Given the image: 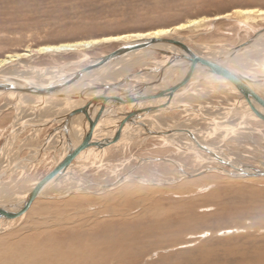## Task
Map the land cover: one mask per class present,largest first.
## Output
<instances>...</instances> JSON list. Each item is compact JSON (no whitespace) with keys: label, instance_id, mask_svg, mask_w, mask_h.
I'll list each match as a JSON object with an SVG mask.
<instances>
[{"label":"rangeland","instance_id":"374dc122","mask_svg":"<svg viewBox=\"0 0 264 264\" xmlns=\"http://www.w3.org/2000/svg\"><path fill=\"white\" fill-rule=\"evenodd\" d=\"M237 9L264 10V0H0V59L7 54L25 52L27 48L36 49L48 44L170 28L193 19L230 14ZM263 32L264 16L238 17L233 14L225 19L188 29L179 37L197 51L206 54L216 51L224 55L233 51L235 46L238 47ZM263 41L256 49L245 50L246 53L239 55L240 58L238 56L236 62L239 64L242 60L239 64L243 65L242 67L249 64L252 69H258L264 74ZM119 46L120 44L115 43L103 44L88 50L87 54L100 56L114 51ZM81 59L83 56L77 53L41 55L30 60L29 66L35 69H56L60 66L59 68L68 73L87 64H76ZM70 62L75 64L67 66ZM46 79L35 81L38 84L51 81ZM211 81L215 80L203 82L204 87L195 93L207 92L206 87L214 89L203 96H207L206 104L210 103L207 107L218 111L216 115H212L217 118L218 128L216 129L213 118H202L201 121L197 117L188 127L195 126L198 132H215L216 134L208 133L209 137L204 139L207 143L213 141L219 150L224 149L223 155L232 157L245 166L264 168V131H256V125L264 126V121L256 115L262 124L254 119L253 122L246 120V115L240 118V107L234 103L236 97L227 93L217 95V89L212 87L214 85ZM5 95H0V207L13 209L35 183L54 168L67 151L61 144L64 135L58 131L53 136L60 134V141L56 137L55 140L59 142H53L54 139L51 138L47 148L40 152V147L46 139L52 136L56 128H61L58 125L63 120V115H57L59 119H56V116H51L53 112L50 109L49 114H41L37 110L40 106L35 107L40 102H33L36 104V110L34 107L16 110L10 106L17 100H11L10 97L7 99ZM214 101L216 104L213 105ZM55 102L56 105L62 104L58 99H55ZM177 111L179 110L168 111L165 121L175 118L173 113ZM48 115L50 117H46ZM25 116L33 120L32 124L25 122ZM244 118L246 125L243 123ZM182 120L185 123L186 119ZM13 121L22 123L14 131L11 126ZM175 121L173 119V122ZM3 129L5 131H2ZM234 130H238V134L242 132L248 135L254 131L256 133L252 137H240ZM10 133L18 140L13 139ZM37 135L40 136L37 138ZM95 135L94 132V141L97 140ZM106 135H102V138ZM145 135L146 133L140 131L132 139L121 138V143L118 139L116 144H113L117 147L111 146L108 152L106 150L101 155L92 153L88 159L82 158L81 154L73 162L68 177L45 189L35 200L31 210L13 222L0 221V259L12 262L13 252L18 250L19 246L21 251L24 250L29 237L38 229L52 236L47 245L41 246V251L50 248L52 244L61 249L73 244L94 246V243H106L113 246L112 252L99 256L100 262H105L111 257H120L117 264H264V178L234 177L235 175L225 172L227 167L226 170H208L205 167L209 165L207 161L200 160L193 152L179 150V144L172 145L163 139H150ZM31 136L33 140H29ZM7 137L11 141H8L10 147L5 155L4 139ZM77 137H81V134H77ZM259 138L262 140L259 141ZM43 153L45 157L40 158ZM31 156L34 162H15L17 157L23 159ZM10 157L17 159L13 161ZM171 159L180 164L185 172L196 174L189 177L180 174ZM213 167L223 166L214 163ZM198 170L203 172L197 173ZM8 172L10 176L6 175ZM130 174L135 177L122 180ZM49 191H53V194L48 193ZM109 212H112L114 217L110 216ZM110 221L113 222L106 224ZM108 225L111 227L108 228ZM29 250L31 251V248ZM3 254L5 256H2Z\"/></svg>","mask_w":264,"mask_h":264},{"label":"bare ground","instance_id":"6f19581e","mask_svg":"<svg viewBox=\"0 0 264 264\" xmlns=\"http://www.w3.org/2000/svg\"><path fill=\"white\" fill-rule=\"evenodd\" d=\"M233 14H235L238 17L251 16V15L264 16V10H257V9L256 10L255 9H237V10H234V12L233 13H230V14H226V15H222V16L221 15L220 16H215V17H212V18L203 17V18L193 19V20L186 21L185 23H181V24H179L177 26L170 27V28H159V29H156V30H150V31H146V32H131V33H126V34L107 36V37L98 38V39L92 38V39H87V40H82V41H75V42H67V43H59V44H48V45H44V46L38 47L36 49L27 48L25 52L14 53V54H7L3 59H0V79L1 78H5L8 81L9 78H16V79H20V80H23V81L28 82V83H33V84H37V85L43 86V85H46L47 83H51L52 81L56 80L57 78H59L62 75L67 74V72L64 71L63 69L59 68L60 66L56 67V69H54V68H52V69L51 68L50 69H35V68H32L31 66H29V61L32 60L33 58L38 57V56H41V55L55 56V55H62V54H67V53H77L78 55L83 56V59L79 60L76 64H79V63L82 64V62H87V64L84 65V67H85V66L89 65L90 62L92 63V62L95 61L94 59L92 60V58H95L96 59L98 57L100 58V57L106 55V54H104V55H100V56H90L89 54H87L88 50H92L96 46H100V45H103V44H112V43L120 44V46H122L123 44H126V43L137 42V41H141V40H144V39H151V38H168V39H174V40H177L178 42H181V43L187 45L185 42L182 41V38L179 37V36H181L180 34L182 32L187 31L188 29L201 27V26L205 25L206 23H209V22H212V21H217V20H222V19L228 18V17L232 16ZM181 26H183V27H181ZM147 33H161V34L160 35L147 36L146 35ZM112 37H125V38L124 39H111ZM262 38H264V32L261 33V34L256 35L253 39H250V40H252V44H250L249 47L248 46L241 47V45H243V44H241L238 47L235 46L234 48H232L233 51H229V52H227L224 55L221 54V52L219 54V52H216V51L215 52H207L208 54H206L205 52L197 51L194 48L189 47L188 45H187V47L189 49H191L192 52H194L195 54H198L199 56H201L204 59H207V60H210V61H214V62H216V63H218L220 65H223V66H225V67L233 70L235 73L242 74L245 77L253 78L254 79L253 82H255V80H256V82L257 81H262L261 83L258 82V84H255V85L253 84V87H254L255 91L258 94L261 93V94L264 95V80H261V78L264 79L263 72L259 71L258 69H252V66L250 65L251 66L250 67L249 64H245V66H244L245 68L242 67L243 65H239L242 60L239 62V64L236 62V60H237V58H238L239 55H242L243 56V54L246 53L245 50L248 51L249 48L250 49L251 48L256 49L260 44H262V40H264ZM93 41H96L97 43H92ZM245 48H247V49H245ZM41 49H44L45 51H41ZM156 49H158V50H166V51H169V52H178L175 48H173L172 46H169V45H160V46H157ZM143 52H149V53L148 54H145ZM154 54H155L154 52H150V51H138V53H134L133 55H130L128 57H125V58L120 59L118 61H115L113 63H109L108 65L103 66L102 68L96 70L92 74L86 76L83 79L84 81L79 82L76 85H72V86L68 87L65 91H63L61 93V94H64V98L63 99H59V98L54 97V96L53 97H45L44 98V97H39V96H28V95H24V94L17 95L14 92L0 93V95L6 94L7 95V99L10 97L11 100H13V99L17 100L18 103L17 102L16 103H13L10 106V107L13 106V108L16 109V110L17 109H20L21 110V109H23V107L33 108L38 102H40L39 105H36L35 107L40 106L39 108L37 107V110L41 114L48 113V110L50 109L51 112L54 113V114L52 113L51 116H55L57 114L59 116L61 114L63 116H65V115L69 114L70 112H72L73 110H75L77 108H81L83 105H85L86 101H88V100L90 101V100H92V98L99 97L100 95H103L104 92L102 90H100V91L93 90L94 86H96V85H115V84L122 83L123 86H122L121 89L124 92L130 91L133 86H139L140 87V91H143V93H146V92L147 93H149V92H152L153 93L154 91L155 92H158L159 90H165L167 88H171L176 83H178L180 81V79L183 77V75H184L183 67H184V64L185 63H180V61H179V62L175 63L171 68L165 70V72L163 73L162 77L160 78L161 79L160 80V84H158V86L161 85V89L155 90V88L158 87V86L154 87V85H152L151 87L146 88V89L143 88V86H145L146 84H149L150 82L156 80L157 78H155L154 80L153 79H150V77H151L150 75H153V74H145V75L143 74V75H141L142 74V71H146L150 67H152L150 69L151 71L159 70L160 68L165 67L167 65V63H169V61L171 59L169 56H161V57H159L158 55H154ZM230 56H232V57L230 58ZM239 58H240V56H239ZM244 62H246V61H244ZM74 64L72 62H70V63H68L67 66L74 65ZM134 68H136L137 70L134 69ZM253 68H255V66H253ZM76 70H79V69H76ZM73 71H75V70H73ZM73 71H70V72H73ZM154 74H158V72L157 73H154ZM157 77H158V75H157ZM42 78H44V79L47 78L46 79L47 81H50V80L51 81L50 82H47V83H44V84H38L37 82L38 81H41L40 79H42ZM125 78H126V81H123V79H125ZM35 80H37V82ZM86 80H87L88 83L85 82ZM210 80H215V81H211L210 83L214 85L212 87H214V88L217 89V91H215L216 94L217 93H227V94H232V95H234L236 97V98H234V99H236L234 103H236L240 107V109H239L241 111L240 112V116H241L240 118H243L246 115L247 116L246 117V120H250L251 122H253V119H254L255 122H260L257 119V117H255V114L252 112L249 104L243 99L242 94L235 87H233L224 78L214 76L213 74H211V73L207 72L206 70H204L202 67H198V69H195L193 71L192 76H191V79L188 81L189 83H187L179 91H177V93H175L173 95V98L170 100V103L167 106V108L161 109V110H158V111H155V112L150 113V114H143V115H141V116H144V119L140 120L139 122H141L142 124H144L146 126L147 130L149 131L148 134L146 133L147 131H146L145 128H142L141 126H133V127H131L132 125H130L129 123H126L125 126L122 129V133H121L120 139L121 138H122V140H123V138L124 139L125 138H131L132 139L133 137H135V135L137 133H139L140 131H143L144 133H146L147 136L150 137V139H155V138L156 139H163V140H165V142H167L169 144H172V145L173 144L174 145L175 144H179V147H180L179 150H182V151L187 152V153H189V152L195 153V155L198 156V158L200 160L207 161V163H209V165L207 164V166H205L206 168H208V170L209 169L219 170V168H222V169H225L226 170V167H227V171H225V172H228L227 174H230L232 176L235 175L234 177H236V176H242V177H249V178L254 177L253 175L257 171L264 172V168L261 169V167H256V166L254 167V166H249V165H246L245 166L244 164L239 163L240 161L238 162L236 159H232L231 156H229L231 158H228V156L223 155L224 153L222 154V152H223L224 149L222 151L219 150V147L218 146H216V145L214 146V144L212 143L213 141L211 143H207L204 138L207 137V136L209 137V134L208 133H211V134L215 133V132L212 133L211 131H209L207 133L206 130L209 129V128L205 129L206 133L208 134V135H206V133L204 131L198 132V129H196L195 126L188 127L189 126V123L195 121L194 119H196V117L199 118V119H201V121H202V118H206V119H209V120H211V118H213V122H214L215 127L219 124L218 121H216L217 118L215 119V117L212 116L214 114L216 115L218 113V111L215 110L216 111V113H215V111H213V109L207 107L208 104L210 105V103L206 104L205 101H207V100L205 98H207V96H203V94H209L211 91H214V89H208L206 87L205 90H207V92H199L198 94L195 93L198 90L201 91L200 88L201 87H204V86H202L203 82L210 81ZM222 82H223V84L225 83V85H223ZM127 86H130V88H128ZM205 86H207V85H205ZM124 87H127L128 89H124ZM85 90H87V91L88 90H91V91H88V93L84 95L85 98H80L81 95H82L81 92L82 91H85ZM120 94L121 93L119 91H114V90H108L107 93H106L107 96H117V95H120ZM14 96H16V97H14ZM213 96L215 97V95H213ZM39 99H41L42 101H39ZM55 99L60 100L62 102V104L56 105L57 103L55 102ZM167 100H168L167 98H163V97L157 99V101H156V99L148 100L147 103H146V105H143V109H128V110H130V112H124V109H123V108L128 107L129 105L114 106V108L107 107V109H105V112L103 114V117L100 119V121L97 124V126L95 128V131H94L96 133V135H95V137L97 138L96 141H100V140L105 139V138H112V137H114L115 134L120 129V123L123 121L124 117H126L125 116L126 114H128V113L129 114H134L135 112L140 111V110H144L145 108L162 106V105H164V104L167 103ZM52 101H54V102H52ZM33 102L36 103V104H34ZM77 102H79V103H77ZM150 102H153V103L152 104H149ZM211 102H212V100H211ZM143 103H145V102H143ZM68 104H70V107L69 108L66 106ZM75 104H76V106H75ZM214 104H216V102L213 103V105ZM225 104H226V102H225ZM136 105H139V104L138 103H134L133 108H136L137 107ZM108 106H112V105H108ZM180 107H183V109L173 113L176 116L175 118L172 117L171 119H167L165 121V119L167 118L166 117L167 116L166 113L168 111H173L176 108H180ZM223 107H225V106H223ZM243 107H244V109H243ZM8 108H6V109L8 110ZM100 108H101L100 105H97V106L94 105V106H92L91 109H90L91 115L92 116H95L98 113V111L100 110ZM256 108L261 113H264V109L262 107H260L259 105H257ZM35 110H36V108H35ZM58 111H60V112H58ZM190 113H192V114H190ZM15 114H17V113H15ZM19 115H21V114H19ZM59 116H56V119ZM201 116H203V117H201ZM27 117L28 116H25V118H26L25 119L26 120L25 122H27V123L30 122L31 123L33 120L30 119V117H28V118ZM46 117H50V116L48 115ZM140 118H142V117H139V119ZM184 118L186 119L185 120V123L182 120ZM45 119L48 120L49 118H45ZM173 119H175L176 121L173 122ZM179 119H181V120H179ZM14 121H15V119H14ZM14 121H13V125H12L14 127V128L12 127L13 128L12 129L13 131H14V129L16 130V127L18 128L22 124V123H15ZM20 121H23V120H20ZM170 121L172 123H169ZM44 122H43V124H44ZM243 123H244V125H246L245 118H244ZM260 123L262 124V122H260ZM43 124H42V126H43ZM75 124L77 126L74 128V125ZM109 125H112L113 127H110L111 129L108 131V126ZM220 126L221 125H219V127ZM256 127H257L256 128V131L257 130L264 131V126H261V125L258 126V125H256ZM82 128L86 129V132L88 131V122L86 121L84 115H80V116H77V117H74V118L71 119V121L69 123V130L70 131L71 130H74V133H75V131H76V133H78V132H81L82 131L81 130ZM112 128H114V129H112ZM217 128L218 127H216V129ZM61 129H62V127H61ZM243 129L245 131L246 128H243ZM249 129H250V127H249ZM23 130L26 131L27 129H23ZM239 131H243V130H239ZM246 131H247V129H246ZM109 132H112V133L109 134ZM237 132H238V130H237ZM17 133L18 132H16V134ZM37 133H39V132L37 131ZM221 133H223V132H221ZM254 133H256V132L254 131V132L249 133L247 135V134H242V132H241L239 134L237 133V135L240 136V137L241 136L242 137L243 136L252 137L254 135ZM105 134H107L105 136V138H102V135H105ZM229 134L231 135V133H229ZM30 135H32V134H30ZM59 135L60 134H58V136H57V134H56V137H57L58 140H59L58 137H61ZM84 135H85V131H84L83 136ZM11 136L13 137V139H17V138H15V136H13V134ZM39 136L37 135V138ZM222 136H224V135H222ZM232 136H236V135H232ZM34 137H36V136H34ZM49 137L50 138H47L46 139V141H48V142L51 141V138L54 139L53 142H59L60 141V140L59 141L55 140L56 137H54L53 135L52 136L50 135ZM8 138L9 137H7V138L4 139V148H5L4 154L5 155H6L7 151H9L7 149L10 147L9 146L10 144H9L8 141H11V140H9ZM237 138L239 140V137H237ZM120 139H119V142L121 143ZM241 139H244V138H241ZM29 140H33L32 139V136H31V139L29 138ZM34 140H35V138H34ZM70 140H71L73 146H75V147L81 142V141L79 142L78 139L77 140L75 138L72 139L71 134H70ZM180 140H181V142L183 144H181ZM245 140H247V139H245ZM261 140L262 139H260L259 141H261ZM62 142H63L62 145H64L66 147L65 149H67L65 136H64V140H62ZM222 143H220V144L223 145ZM238 143H240V142L238 141ZM44 144L40 147L41 148L40 152L42 150H45L47 148V146H46L47 144L46 145H44ZM53 145L55 146L54 143H53ZM32 146H35V145H32ZM54 146H52V147H54ZM111 146H116L117 147V145H110V146L106 147L102 152L104 153V152H106V150L108 152V149ZM12 147H13V145H12ZM31 147H29V149ZM31 149L33 150V148H31ZM55 149H56V147H55ZM61 149H63V148H61ZM92 150L93 149H91V152L90 153L97 152L96 150L95 151H92ZM257 151L259 152V150H257ZM19 152H21V151L19 150ZM46 152H47V150H46ZM258 152H256V153H258ZM85 153H83L82 155H84ZM181 154H182V152H181ZM260 154L262 155V152ZM37 155L39 157V153ZM37 155H35V156H37ZM17 156H19V155H17ZM32 156L31 157H26V158H23V159H19V157H17L18 158L17 161H15V159H17V158H15V159H13L11 157L10 158L13 161H15V162L24 161V163H27L28 161H33L34 162V159H33ZM65 156H66V153H63V155L61 156V158L63 159ZM262 156L264 157V155H262ZM13 157H16V156H13ZM43 157H45L44 156V153H43V155L40 156V158H43ZM259 157H261V156H259ZM61 160L59 159L57 161V163H59ZM149 160H152V159H149ZM149 160L147 162H149ZM85 161H86V159H85ZM171 161L173 162V164H175L177 166L176 169H177V171L180 174H183V175H185L187 177L191 176V174H196V173H187V172H185L180 164H178L177 162L173 161L172 159H171ZM221 161H223L224 164H222ZM8 162H11V161H8ZM90 162H91V160H90ZM191 163H193V161ZM214 163L215 164H218L219 163V165L223 166L224 168L223 167H218V168L216 167L215 168V167H213ZM5 165H7V164H5ZM203 165H204V163H203ZM10 166H11V164H10ZM199 168H202V167H199ZM71 169H72V165L67 170V173L65 175H63L60 178L59 181H61L62 179L68 177V174L71 173ZM239 170L242 171V172H244L245 175H241V173L239 172ZM2 171H5V170H2ZM200 172H203V170L202 171L201 170H198L197 171V173H200ZM8 174H9V172L6 175H8ZM28 175H26V176L28 177ZM8 176H10V175H8ZM185 176H183V177H185ZM134 177H135V175L130 174L129 176H125V178H123L122 180L123 181H126V180H130V178H134ZM140 178H143V177H140ZM261 178H264V177H261ZM122 180H121V182H123ZM59 181H57L56 183H54V185H56L57 183H60ZM121 182H118V183H121ZM36 184L37 183H35V185ZM117 185H119V184H117ZM34 186L32 187V189L34 188ZM107 189H109V188H107ZM51 192L53 194V191H49L48 193H51ZM25 197H24V199H22V201H20L19 204H22V202L25 200ZM34 202H33V204H34ZM32 205L29 207V210H31L30 208L32 207ZM5 209L7 210V208H5ZM108 214L110 216L113 215L112 212H109ZM140 216H142V215H140ZM140 216H138V217H140ZM112 217H114V216H112ZM110 219H112V218H110ZM132 219H134V218H132ZM0 221H2V220H0ZM167 221L168 220H166V222ZM4 222H5V220H4ZM11 222H13V220H11ZM112 222L113 221H110L109 223H106V224H110ZM110 227L111 226L108 225V228H110ZM35 230H36V232L34 233V235L30 236L29 237L30 240L27 241V244H26L27 247H25V249L21 251L20 246H19V249L16 250V251H14L13 252V255H11V256H13V261H15L14 263H12L13 261L12 262H8V261H4V259H0V264H45V262H46V264H117L119 262L118 259L120 260V257L115 258V259L113 257H111V259H109V260H107L105 262H100L99 261V259H101L100 258L101 257L100 255H102L103 253L104 254H109L110 252L113 251V246L107 245L106 243H96V244L94 243V246H85L84 244H73V245H71L72 247L70 246V247H65V248H62V249L60 247H57V246H55V245L52 244L50 246V248H47L46 250L41 251L40 250L41 246L47 245V242L50 240L49 238H51L52 236H51V234L50 235L47 234V232H40V231H38V229H35ZM14 236H16V234H14ZM94 237H96V236H94ZM177 237H178V235H177ZM254 238H256V237H254ZM77 239H78V237H77ZM251 240H252V237H251ZM84 242H82V243H84ZM15 243H16V241H15ZM91 243H92V241H91ZM23 245H22V247H24ZM29 248H31V251L29 250ZM131 253H133V252H131ZM14 255H16V256H14ZM2 256H5V255L3 254ZM17 256H19V257H17ZM245 256H247V255H245ZM211 257H213V256L211 255ZM262 257H263V255H262ZM260 259H258V260L260 261ZM25 260H28V262H25ZM260 262H262V261H260Z\"/></svg>","mask_w":264,"mask_h":264},{"label":"water","instance_id":"95a60500","mask_svg":"<svg viewBox=\"0 0 264 264\" xmlns=\"http://www.w3.org/2000/svg\"><path fill=\"white\" fill-rule=\"evenodd\" d=\"M260 34V33H259ZM258 35V34H257ZM252 44V40L247 41L241 47L249 46ZM160 45H169L175 48L178 52H169L166 50H158L156 49L157 46ZM138 51H150L154 52V55H161V56H169L171 59L169 63L163 68H160L156 71H151L149 68L146 71H142L141 75L145 74H154L158 72V77L156 80L150 82L149 84H146L143 86V88H149L152 85L154 87L158 86L160 84V78L162 77L163 73L166 69L171 68L175 63H185L183 70L184 75L180 79L178 83H176L171 88H167L165 90H159L158 92H149V93H143V91H140L139 86H134L131 88L130 91L124 92L121 88L123 86L122 83L115 84V85H96L94 86L93 90H102L104 92L103 95H100L99 97L92 98V100L86 101L85 105H83L81 108H77L70 112L69 114L63 116L62 122V129L56 128L52 135L57 133L58 131H61L65 138H66V146H67V152L66 156L62 159L60 158V162L56 163L54 168L45 175L37 184L34 186V188L26 195L25 200L22 202V204L17 205V207L8 208L7 210L5 208L0 207V220L5 221H11L16 220L19 217L23 216L28 210L29 207L33 204V202L38 199L44 190L51 184L56 183L60 180V178L67 173V170L71 167H73V162L81 156V154L85 153L82 158H87L92 153H95V155L103 154V150L113 144H116L117 140L120 139L122 129L125 126L126 123H129L133 126H141L142 128L146 129V133L148 134L149 131L147 130L146 126L139 122L141 119H144V116H141L143 114H150L155 111L165 109L170 103V100L173 98V95L177 93L183 86H185L188 81L191 79L192 73L195 69H198V67H202L207 72L213 74L214 76L224 78L227 80L233 87H235L243 96V99L249 104L252 112L262 121H264V113H261L257 110L256 106L259 105L264 109V95L258 94L253 84L261 83L262 81H257L253 78H248L243 76L240 73H235L233 70L220 65L214 61H210L207 59L202 58L198 54H195L187 47V45L178 42L174 39H168V38H151V39H144L137 42H131L123 44L122 46L118 47L114 51L98 58H92L94 59V62H90L89 65L79 69L75 70L73 72H69L67 74H64L57 78L56 80L52 81L51 83H47L46 85H37L33 83H28L20 79L16 78H9L7 81L5 78L0 79V93H8V92H14L17 95L24 94L28 96H39V97H57L59 99L64 98V94H61L63 91H65L68 87L72 85H76L79 82L84 81L83 79L95 72L96 70L102 68L103 66L108 65L109 63H113L115 61H118L120 59H123L125 57H128L130 55H133L134 53H138ZM145 54H148L149 52H143ZM232 56H230L231 58ZM229 59V58H228ZM261 80H264L261 78ZM123 81H126V78L123 79ZM86 83L87 80L85 81ZM125 84V83H124ZM141 86V85H140ZM139 89L138 92H136ZM108 90H114L119 91L121 94L117 96H107L106 93ZM91 91V90H88ZM87 90L82 91V95L80 98H85V94L88 93ZM167 98V103L162 106L157 107H150L145 108L144 110H140L135 112L134 114H126L123 119V121L120 123V129L112 138H105L100 141H94V131L99 123L100 119L103 117V114L105 112V109L107 107L114 108V106H124V105H130L134 103H143L147 102L148 100L153 99H159V98ZM75 99V98H74ZM100 105L101 109L100 111L95 115H91V107L92 106ZM112 105V106H108ZM183 107L176 108L175 110H182ZM84 115L86 121L88 122V131H85V135L81 138V142L75 147L73 146L71 140H70V130H69V123L72 118ZM139 117H142L139 119ZM12 133V132H11ZM10 133V134H11ZM9 134V135H10ZM48 141L45 142L44 145H48ZM46 145V146H47ZM45 146V147H46ZM44 147V148H45ZM97 150V152H91ZM222 164H224L223 161H221ZM241 175H245L244 172L240 171ZM202 174V173H201ZM254 177H264V172L257 171L254 175ZM9 209V210H8Z\"/></svg>","mask_w":264,"mask_h":264},{"label":"crops","instance_id":"0c3cea01","mask_svg":"<svg viewBox=\"0 0 264 264\" xmlns=\"http://www.w3.org/2000/svg\"><path fill=\"white\" fill-rule=\"evenodd\" d=\"M152 68V67H151ZM151 77H150V79H155V78H157V74H153V75H150ZM155 76V77H154ZM128 88H130V86H127ZM127 87H124V89H128ZM132 87V86H131ZM134 87V86H133ZM159 89H161V85L160 86H158V87H156L155 88V90H159ZM139 91V89L136 91V92H138ZM155 92V91H154ZM147 93V92H146ZM156 101H157V99H156ZM155 101V102H156ZM146 103L147 102H145V103H141V104H139V105H136L137 107L136 108H133V105L134 104H130L128 107H126V108H123L124 109V112H130V110H128V109H143V105H146ZM153 102H150L149 104H152ZM68 108L70 107V104H68V105H66ZM101 109V108H100ZM61 111V110H60ZM59 111V112H60ZM63 111V110H62ZM100 111V110H99ZM98 111V112H99ZM58 115V114H57ZM57 115H55V116H57ZM62 115V114H61ZM65 115V114H64ZM142 120V119H141ZM62 121V120H61ZM60 121V122H61ZM115 121V120H114ZM63 122V121H62ZM62 122L58 125V126H62L61 124H62ZM28 123H30V122H28ZM11 124V123H10ZM8 126V125H7ZM11 126H12V124H11ZM77 125L75 124L74 125V128L76 127ZM110 127H113L112 125H109L108 126V131L111 129ZM112 129H114V128H112ZM82 131L81 132H78V133H76V131H75V133H74V130H71L70 132H71V137H72V139H78L79 140V142L82 140L81 139V137H83V134H84V130H83V128L81 129ZM2 131H5L4 129L2 130ZM73 132V133H72ZM110 133H112V132H109V134ZM77 134H81V137H77ZM108 134V135H109ZM127 135V134H126ZM59 139H60V137H58ZM63 142L61 141V144H62Z\"/></svg>","mask_w":264,"mask_h":264},{"label":"snow or ice","instance_id":"6c2138e0","mask_svg":"<svg viewBox=\"0 0 264 264\" xmlns=\"http://www.w3.org/2000/svg\"><path fill=\"white\" fill-rule=\"evenodd\" d=\"M183 27V26H181ZM161 33H147V36H153V35H160ZM125 37H112L111 39H124ZM92 43H97L96 41H93ZM41 51H45L44 49H41Z\"/></svg>","mask_w":264,"mask_h":264}]
</instances>
